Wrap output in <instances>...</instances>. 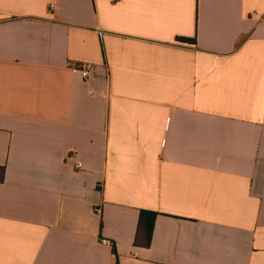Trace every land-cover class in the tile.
<instances>
[{"label": "crops", "instance_id": "crops-1", "mask_svg": "<svg viewBox=\"0 0 264 264\" xmlns=\"http://www.w3.org/2000/svg\"><path fill=\"white\" fill-rule=\"evenodd\" d=\"M0 264H264V0H0Z\"/></svg>", "mask_w": 264, "mask_h": 264}, {"label": "trees", "instance_id": "trees-1", "mask_svg": "<svg viewBox=\"0 0 264 264\" xmlns=\"http://www.w3.org/2000/svg\"><path fill=\"white\" fill-rule=\"evenodd\" d=\"M180 42H183V43H190V44H196V41L193 40V39H188V38H180L179 39ZM155 216V214H153ZM143 216H144V212L141 213V217H140V222H139V229H138V234L141 232L143 228ZM152 223H151V226H150V231H149V235H148V241H147V245H149L150 243V239H151V235H152ZM145 230V229H144ZM113 251L114 253L116 254V248L115 246H113Z\"/></svg>", "mask_w": 264, "mask_h": 264}, {"label": "built area", "instance_id": "built-area-1", "mask_svg": "<svg viewBox=\"0 0 264 264\" xmlns=\"http://www.w3.org/2000/svg\"><path fill=\"white\" fill-rule=\"evenodd\" d=\"M51 7H52V5H51ZM79 70H80V72H81L83 78H88V77H89L90 71H89L88 68H86V67H81V68H79ZM69 158H70V159L73 158V155H70ZM77 167H78V168H81V167H82V164H81L80 162L77 163ZM104 242H105V243H108L106 240H105Z\"/></svg>", "mask_w": 264, "mask_h": 264}]
</instances>
